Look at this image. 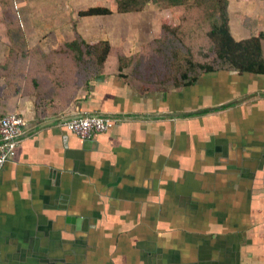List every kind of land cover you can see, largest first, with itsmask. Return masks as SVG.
I'll return each mask as SVG.
<instances>
[{"label": "crops", "instance_id": "obj_1", "mask_svg": "<svg viewBox=\"0 0 264 264\" xmlns=\"http://www.w3.org/2000/svg\"><path fill=\"white\" fill-rule=\"evenodd\" d=\"M14 2L24 31L30 21L46 38L19 45L37 55L8 89L0 77V118L27 122L0 171V264H264V75L164 85L137 56L161 23L79 17L109 6L99 0ZM231 29L238 41L258 36L264 7ZM136 31L154 34L136 42ZM75 32L114 51L93 81L72 83L56 66ZM10 47L0 41L1 64ZM84 114L119 121L90 139L61 125Z\"/></svg>", "mask_w": 264, "mask_h": 264}, {"label": "trees", "instance_id": "obj_2", "mask_svg": "<svg viewBox=\"0 0 264 264\" xmlns=\"http://www.w3.org/2000/svg\"><path fill=\"white\" fill-rule=\"evenodd\" d=\"M186 1L188 2L189 0H117V12H142L150 2L158 4L162 3L165 5H180L186 3ZM205 2L207 3V8L204 9L206 11V19L211 22L210 30H208L206 36H208V38L214 43L216 56L215 62L218 67L201 61L197 62L195 58L190 57V52L191 55H193L191 47H187L186 54L181 55L180 59L174 58V54L166 57L163 66L167 67L169 65L173 68L172 65L176 60L179 62L183 59L187 64V59H189L190 62H188V65L193 69L196 68L198 74L194 75L190 73L191 71L189 74L184 72L181 75L174 73L173 79L170 81L167 80L168 82L165 80V76L170 74H167L162 76L161 82L164 85L174 84L178 87L190 86L198 81L201 74L220 70L264 75V32L248 39L240 41L236 40L230 28L229 1L206 0ZM1 5L0 41L7 43L11 47L9 48L6 62L4 64L0 63V77L3 78V85L5 84V87L8 89L12 79V73L17 71V69L19 72L25 70L24 68L28 65H26V60L31 59V57H34V55L36 56L37 54L34 52L36 49L19 46L27 39L24 38V29L18 13V7L14 0H1ZM112 13L113 11L108 7L96 6L79 11V17L110 15ZM179 30H181L179 25L173 24L168 22L167 19H164V21H162V31L158 37L159 39L156 38L152 43H147L143 48V51H145L144 53L146 54L153 45L155 46V44L159 45L157 51L161 53L162 48L160 40L165 42L169 35L178 34ZM19 36L21 38H19ZM168 40L170 41L171 39ZM15 45H18V47ZM65 54L66 56L63 58V61L57 63L56 66L65 72L70 82L86 83L89 82L90 79L93 81L95 77L104 73L106 70L105 68L108 66V59L114 54V51L108 42L102 41L95 44H89L86 43L77 32H75V40L68 44L65 49ZM137 56L140 57L139 54ZM141 56L146 57L145 55ZM120 60L122 64L123 60ZM150 61L152 63V65L150 63V68L162 69L159 65L157 66L152 56H150ZM137 63L136 66H139L140 63ZM32 67H35V65H32ZM176 72L178 71L176 70ZM21 82L24 81L22 80ZM6 91L8 92V90ZM9 114H5L1 118Z\"/></svg>", "mask_w": 264, "mask_h": 264}, {"label": "rangeland", "instance_id": "obj_3", "mask_svg": "<svg viewBox=\"0 0 264 264\" xmlns=\"http://www.w3.org/2000/svg\"><path fill=\"white\" fill-rule=\"evenodd\" d=\"M206 0H189L186 3L180 4V5H165L162 3H153L150 2L146 8L142 11L143 14H140V12H132L133 16H130L129 23L131 25L142 23L150 30L153 31V29L158 28L159 23L162 24V21L164 19H167L168 22H171L173 24L179 25L180 29L178 34L169 35L165 42L163 40H160V45L162 48L161 53L157 51V48L159 45L155 44L147 51V53H141V55H145L146 61L144 63L146 66L148 65L150 67V56H152L153 60L156 62L157 66L162 67L157 68H150L149 71L155 70L156 73L154 75H160L161 78L163 75L170 74L168 76H165V80H171L173 79V74L181 75L184 72H187L189 74L192 73L194 75H197V69H193L191 66H189L188 62H190L189 59H187V64L184 62L185 60L181 61H175L173 63V68L169 65L167 67L163 66V62L165 61L166 57H169L170 55L174 54V58L180 59L181 55L186 54L187 47H191L192 54L190 52V57L195 58L197 62H204L210 65H214L215 67H218L215 56V50H214V43L213 41L206 36V33L208 30H210L211 22L206 19V11L204 9L207 8ZM229 1V17H230V28L234 27L237 22L243 23L245 20V16H250L252 12H255L257 10V7H264V5H261L257 3V1L249 2V0L245 1H239V0H228ZM99 3H107L113 11V13H117L118 5L117 0H99ZM166 3V2H164ZM100 6V5H98ZM206 6V7H204ZM25 9V7H23ZM127 19V18H125ZM29 20V16H25V21ZM245 23H249V20H247ZM151 24V25H150ZM25 31H24V38L30 39L31 41L36 39H43L46 38V35L44 32H34L32 30V24L30 21L25 24ZM147 28V29H148ZM232 31V29H231ZM154 34L153 32L150 33V35ZM238 34V33H237ZM131 38L136 40L138 42L139 35L148 36L150 37L149 33H144V31L140 32H132L130 33ZM159 36H157V39ZM171 37V38H170ZM19 38H21L19 36ZM168 39H171L170 41ZM154 41V40H153ZM150 43V42H149ZM152 43V42H151ZM2 50V49H0ZM171 50V51H170ZM119 51H123L122 49H119ZM170 51V52H169ZM7 53V52H6ZM208 53V54H206ZM140 55V54H139ZM172 56V57H173ZM188 57V56H187ZM152 65V63H151ZM175 69V70H174ZM146 70V68H145ZM176 70L178 72H176ZM168 82V81H167Z\"/></svg>", "mask_w": 264, "mask_h": 264}, {"label": "built area", "instance_id": "obj_4", "mask_svg": "<svg viewBox=\"0 0 264 264\" xmlns=\"http://www.w3.org/2000/svg\"><path fill=\"white\" fill-rule=\"evenodd\" d=\"M119 118L114 115L84 114L61 125L82 139L108 131ZM27 126L19 114H9L0 119V171L16 155L17 147Z\"/></svg>", "mask_w": 264, "mask_h": 264}, {"label": "water", "instance_id": "obj_5", "mask_svg": "<svg viewBox=\"0 0 264 264\" xmlns=\"http://www.w3.org/2000/svg\"><path fill=\"white\" fill-rule=\"evenodd\" d=\"M221 108H223V106L222 107H216V108H212V109H210L211 111H215V110H218V109H221ZM183 114H172V116L173 117H177V116H182ZM79 116H76V117H73V118H68V119H64V120H62L61 122H65V121H69V120H72V119H76V118H78Z\"/></svg>", "mask_w": 264, "mask_h": 264}]
</instances>
